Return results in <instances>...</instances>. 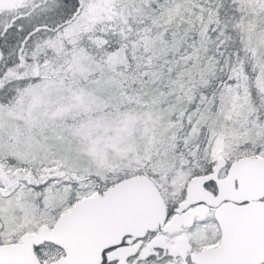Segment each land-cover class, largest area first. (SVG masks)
<instances>
[{"label":"snow or ice","instance_id":"obj_1","mask_svg":"<svg viewBox=\"0 0 264 264\" xmlns=\"http://www.w3.org/2000/svg\"><path fill=\"white\" fill-rule=\"evenodd\" d=\"M0 264H264V0H0Z\"/></svg>","mask_w":264,"mask_h":264}]
</instances>
